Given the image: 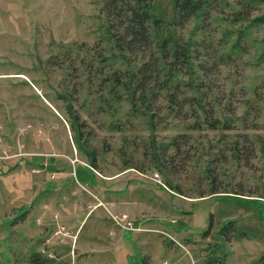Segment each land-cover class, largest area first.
Segmentation results:
<instances>
[{"label":"rangeland","instance_id":"obj_1","mask_svg":"<svg viewBox=\"0 0 264 264\" xmlns=\"http://www.w3.org/2000/svg\"><path fill=\"white\" fill-rule=\"evenodd\" d=\"M207 4L161 34L202 43L192 102L159 93L152 125L123 87L100 98L129 65L101 0H0V264H264V0Z\"/></svg>","mask_w":264,"mask_h":264},{"label":"trees","instance_id":"obj_2","mask_svg":"<svg viewBox=\"0 0 264 264\" xmlns=\"http://www.w3.org/2000/svg\"><path fill=\"white\" fill-rule=\"evenodd\" d=\"M101 2L107 20L105 31L118 52L113 55L120 56L129 65L123 77L117 71L112 73L109 78L111 84L105 86L109 87L108 94L100 98L107 101V95H112L119 99L122 95L118 89L123 87L128 91L126 97L133 107L143 109L152 125L155 115L151 112L149 103L152 98L160 95L159 93L163 92L164 100L172 110L175 105L179 104L181 107L184 103H191L192 101L188 100L181 102L178 98L182 87L192 86L191 79L184 82L181 77L192 72L194 47L202 42L193 39L184 40L175 36L161 37V34L165 33L170 25L182 27L192 17L200 18L201 22L196 27L198 30H203L208 14V0H173L175 17L170 23H166L164 18L157 14L154 0H101ZM257 19L264 23V14ZM106 58L101 57L100 63L107 60ZM88 65H92V62L90 61ZM96 73H99L98 68ZM197 97L194 96L193 100L197 101ZM73 118L77 123V116L74 115ZM211 125L213 127L220 125L221 129L224 126L229 128L228 124L220 123L218 119H213ZM171 143L177 144L174 140ZM236 148L234 146V149ZM260 150L262 151L261 170L264 172V141L260 143ZM234 151L238 153V148ZM235 155L237 157V154ZM155 159L159 158L155 156ZM209 170L207 167L206 171ZM207 176L211 179L209 191L219 192L215 177L209 175V172ZM233 193L244 194L242 191ZM230 228L234 229L231 222ZM227 230L228 227H224L220 230V234L224 236ZM29 262L49 264L47 256L36 251L29 256Z\"/></svg>","mask_w":264,"mask_h":264},{"label":"built area","instance_id":"obj_3","mask_svg":"<svg viewBox=\"0 0 264 264\" xmlns=\"http://www.w3.org/2000/svg\"><path fill=\"white\" fill-rule=\"evenodd\" d=\"M156 176H157V173H156ZM61 229L63 230V229H64V227H61Z\"/></svg>","mask_w":264,"mask_h":264}]
</instances>
